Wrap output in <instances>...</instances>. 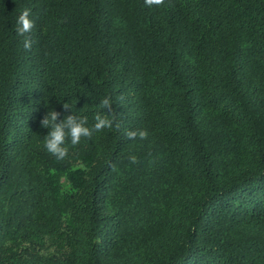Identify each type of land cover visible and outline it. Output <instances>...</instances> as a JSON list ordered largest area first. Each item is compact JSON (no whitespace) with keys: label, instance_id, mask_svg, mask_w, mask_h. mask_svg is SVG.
Here are the masks:
<instances>
[{"label":"trees","instance_id":"trees-1","mask_svg":"<svg viewBox=\"0 0 264 264\" xmlns=\"http://www.w3.org/2000/svg\"><path fill=\"white\" fill-rule=\"evenodd\" d=\"M0 264H264V0H0Z\"/></svg>","mask_w":264,"mask_h":264},{"label":"clouds","instance_id":"clouds-1","mask_svg":"<svg viewBox=\"0 0 264 264\" xmlns=\"http://www.w3.org/2000/svg\"><path fill=\"white\" fill-rule=\"evenodd\" d=\"M148 7L162 6L166 0H144ZM35 26V22L30 18V9H25L19 15L16 23V34L23 37L22 44L25 50L30 51L33 41L30 38V33ZM124 99L123 96L120 97ZM65 109H69L66 103L63 105ZM102 112L95 115V123L89 126L86 116L69 115L63 121L57 123L59 113L55 110H50L46 116L40 121L41 126L50 129L47 136L44 138L45 149L52 154L57 160H63L68 156L69 148L66 141L70 140L74 147L78 145L82 138L91 139L95 133L102 132L104 129H119V123L116 121L113 114V104L110 97L105 96L99 104ZM128 140H145L148 137L146 130H129L125 133ZM127 159L131 163H136V157L129 154Z\"/></svg>","mask_w":264,"mask_h":264}]
</instances>
